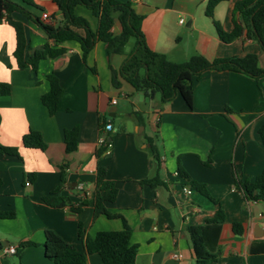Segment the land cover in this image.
<instances>
[{
    "label": "crops",
    "instance_id": "1",
    "mask_svg": "<svg viewBox=\"0 0 264 264\" xmlns=\"http://www.w3.org/2000/svg\"><path fill=\"white\" fill-rule=\"evenodd\" d=\"M130 1L142 17L146 45L170 62L184 63L193 56L212 62L252 54L264 68V52L257 42L242 35L223 43L217 35L215 22L224 32L232 31L233 6L241 0L218 3L213 18L205 13L207 0ZM26 9L40 20L46 14L45 24L57 26L61 21L52 0H35L34 7ZM74 14L97 29V19L88 9L77 6ZM10 17L23 26L29 47L54 45L21 14ZM111 31L114 36L120 33L117 21ZM261 34L264 37V24ZM15 46L13 28L0 23V82L11 88L10 95L0 97V145L18 150V157L0 155V212L14 215L0 219V264H54L43 249L47 230L79 251L86 238L121 231L120 218L94 216L99 168L117 190L115 200L104 206L128 224L129 242L137 245L135 264H195L188 227L203 225L219 208L225 219L217 260L211 264H264V253L250 251L264 243V204L246 200L235 187L237 181H254L264 169L259 135L264 125V77L205 71L193 82L189 109L179 95L161 103L158 96L145 99L119 77L114 86L112 75L129 51L109 54L106 45L97 42L83 58L79 44L67 41L59 45L65 49L62 55L41 60L34 71L17 67ZM50 74L62 89L53 115L41 103L50 88ZM106 121L115 132L103 130ZM73 127L78 128L77 146L66 153L63 131ZM30 130L41 135L44 151L23 147L22 137ZM101 137L110 142L108 155L99 145ZM154 177L156 186L144 182ZM191 182L202 185L218 203L191 189ZM56 190L80 211L47 206L43 198ZM233 223L241 224V235L233 233ZM24 242L33 245L20 257L3 253ZM176 254L179 259L173 258ZM87 264L103 263L91 254Z\"/></svg>",
    "mask_w": 264,
    "mask_h": 264
},
{
    "label": "trees",
    "instance_id": "2",
    "mask_svg": "<svg viewBox=\"0 0 264 264\" xmlns=\"http://www.w3.org/2000/svg\"><path fill=\"white\" fill-rule=\"evenodd\" d=\"M34 1L0 0V23H7L15 32L16 46L13 57L19 69L30 67L36 71L37 64L41 60L53 59L62 55L65 49L59 45L67 41H75L79 44L83 58L89 54L97 42L104 43L109 54H124L125 46L132 41L131 49L117 74L113 73L112 75L113 85L118 86L117 77H119L131 85L136 92H140L145 99L153 101L158 96L161 103L169 102L179 95L189 109L192 108L193 102V82L205 71H233L253 79L264 77V68L258 66L257 57L252 54L244 57L216 59L212 62L201 56H193L184 63L170 62L164 55L150 50L146 45L141 32L142 17L134 12L130 0H52L61 15V21L57 26L43 23V20L26 9V7H34ZM222 1L229 0H207L205 13L209 18H213L215 7ZM77 6L88 9L97 19L95 31L90 28L84 18L75 16L74 9ZM14 12L39 26L47 38L53 41L54 45L50 46L46 43L39 48L29 47L23 26L10 17L11 13ZM115 21L118 22L121 29L117 36H114L111 31ZM232 22L233 29L229 33L224 32L216 22L214 23L217 35L223 43H231L238 37L245 35L246 38L257 42L264 52V37L261 34V28L264 24V0L235 2ZM46 79L50 88L47 93L42 95L41 103L49 115H53L61 99L62 89L53 74L48 75ZM10 92V85L0 82V97L8 96ZM108 122H103V126ZM259 135L264 147V125L260 127ZM77 136V127L63 131L66 153L75 151ZM108 144L110 142H107ZM22 145L25 148L41 151L46 149V143L41 135L31 130L22 137ZM151 151L158 167V154L153 147ZM0 155L18 157V150L15 147L0 145ZM29 177L30 175L27 176V178ZM104 177V168H99L96 178L97 194L94 202V216L105 215L108 218H120L122 230L100 232L94 238H86L82 251L64 241L55 232L47 230L43 249L45 256L54 264H87V256L91 254L98 255L103 264H135L137 245H132L129 242L131 231L128 224L122 217L111 215L105 209L104 203L113 202L117 190L112 184L105 181ZM144 182L154 187L158 184V179L154 177ZM189 187L213 203H218V201L209 198L202 185L191 182ZM235 187L246 200L261 201L264 204V169L254 181H237ZM57 191L43 198V202L47 206L58 209L68 207L75 213L80 211V208L75 207L69 199L57 195ZM13 216V213L10 212H0V219H10ZM224 219V212L219 208L215 215L203 225L188 227L195 264H211L217 260L218 240ZM232 231L235 235H241V224L233 223ZM29 245L33 244L29 242L20 243L16 248V256L20 257L23 249ZM250 251L252 253H264V243L251 246Z\"/></svg>",
    "mask_w": 264,
    "mask_h": 264
},
{
    "label": "built area",
    "instance_id": "3",
    "mask_svg": "<svg viewBox=\"0 0 264 264\" xmlns=\"http://www.w3.org/2000/svg\"><path fill=\"white\" fill-rule=\"evenodd\" d=\"M42 20L43 21H48L49 20V17L46 15V14H42ZM183 20H180V22H182ZM115 100H112L111 101V104L112 105H115ZM103 130L105 132H115L116 130L114 129V127L112 126V124L110 122L106 123L104 126H103ZM99 142V145L100 146H105L106 147V154L108 155L109 154V148H110V144L107 145V142L105 141L104 138H99L98 140ZM29 183H26V185H28ZM79 189H81V186H79ZM184 191H186V189H184ZM263 219H264V216H263ZM16 252V247L15 246H8L6 247L4 250H3V253L4 254H15ZM173 258H177L179 259L180 258V255L176 254V255H173Z\"/></svg>",
    "mask_w": 264,
    "mask_h": 264
},
{
    "label": "rangeland",
    "instance_id": "4",
    "mask_svg": "<svg viewBox=\"0 0 264 264\" xmlns=\"http://www.w3.org/2000/svg\"><path fill=\"white\" fill-rule=\"evenodd\" d=\"M132 44H133L132 41L128 42L127 45L125 46V50L129 51L131 49Z\"/></svg>",
    "mask_w": 264,
    "mask_h": 264
}]
</instances>
